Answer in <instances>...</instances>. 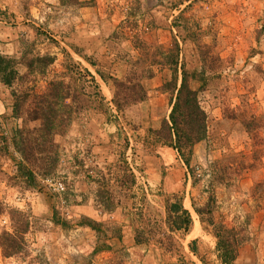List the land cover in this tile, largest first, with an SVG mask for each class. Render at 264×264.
<instances>
[{
  "label": "rangeland",
  "instance_id": "rangeland-1",
  "mask_svg": "<svg viewBox=\"0 0 264 264\" xmlns=\"http://www.w3.org/2000/svg\"><path fill=\"white\" fill-rule=\"evenodd\" d=\"M176 43L179 65L205 77H189L207 135L188 165L156 134ZM0 54L18 72L0 80V233L27 222L0 264H221L217 225L242 241L234 264H264V0H0ZM43 99L59 118L49 135L33 118ZM16 129L23 145H56L53 174L27 159L35 186L17 172ZM171 203L191 213L188 231Z\"/></svg>",
  "mask_w": 264,
  "mask_h": 264
},
{
  "label": "trees",
  "instance_id": "trees-1",
  "mask_svg": "<svg viewBox=\"0 0 264 264\" xmlns=\"http://www.w3.org/2000/svg\"><path fill=\"white\" fill-rule=\"evenodd\" d=\"M178 56V45L176 43V49L170 50V54L167 56V62H169L168 66L171 70V79L166 81L162 87L166 91L168 90L171 92V110L169 119L163 120V124L156 134L159 135V137L163 136L164 140H166L165 144L169 143L168 145L174 148L179 156L181 158L183 157L182 159L185 164L188 165L192 153V146L203 140L207 135V115L200 104L197 90L189 85V77H197L196 79L202 82V86L205 84V77L196 70L189 71L185 68L184 64L179 65ZM17 74L18 72L14 68V59L0 54L1 82L6 86H10ZM117 83L119 82L117 81ZM64 85H66V83L62 81H54L52 83L54 88L50 94L59 101L65 98L68 93ZM53 108L54 106L51 103L43 99L42 105L38 111L40 115L37 114V116L33 117L41 119L42 126L40 130L43 131L42 135L55 133L54 129L56 125H58L57 122L59 118L53 113ZM17 133L20 135L21 129H16L13 135V144L22 157L21 160L16 161L17 172L24 179L26 184L35 186L37 185L36 173L27 164V159L33 158L32 162H38V159L43 160L44 163L40 166L42 174L45 176L53 174L59 160L58 152L54 149L56 145L53 141H50L49 148L39 144L23 145V138H21L20 143L16 140ZM168 210L169 217H172V221L176 228L188 231V226L191 221L189 211L183 208L180 203L169 204ZM195 210L199 212L198 209ZM208 221L210 224H213V219ZM54 222L61 224L58 217H54ZM81 223L98 233L102 230L100 229V224L93 219H85ZM22 224L23 225L18 228L17 234L7 232L0 233V247L2 248L4 256H11L22 249L21 239L23 238V233L27 230V222L22 221ZM213 235L216 238V252L220 263L234 264L238 253V247L242 241L234 239L233 229L226 228L223 225L215 226ZM190 248L195 252L194 245H190ZM102 250L104 249L96 245L93 249V253ZM183 264L191 263L183 261Z\"/></svg>",
  "mask_w": 264,
  "mask_h": 264
},
{
  "label": "built area",
  "instance_id": "built-area-1",
  "mask_svg": "<svg viewBox=\"0 0 264 264\" xmlns=\"http://www.w3.org/2000/svg\"><path fill=\"white\" fill-rule=\"evenodd\" d=\"M46 181L56 191H60V190H63L64 189V184L61 181H59V180H55V181L52 182L51 180L47 179Z\"/></svg>",
  "mask_w": 264,
  "mask_h": 264
},
{
  "label": "crops",
  "instance_id": "crops-1",
  "mask_svg": "<svg viewBox=\"0 0 264 264\" xmlns=\"http://www.w3.org/2000/svg\"><path fill=\"white\" fill-rule=\"evenodd\" d=\"M182 206H183V208H185L186 210H188L186 206H184V205H182ZM188 211H189V210H188ZM189 213H190V212H189ZM190 214H191V213H190ZM190 216H191V215H190Z\"/></svg>",
  "mask_w": 264,
  "mask_h": 264
}]
</instances>
